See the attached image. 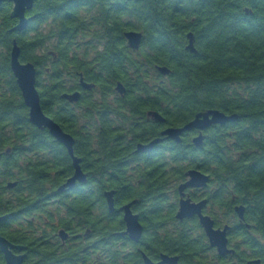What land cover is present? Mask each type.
Returning a JSON list of instances; mask_svg holds the SVG:
<instances>
[{
    "label": "trees",
    "instance_id": "1",
    "mask_svg": "<svg viewBox=\"0 0 264 264\" xmlns=\"http://www.w3.org/2000/svg\"><path fill=\"white\" fill-rule=\"evenodd\" d=\"M12 9L11 1L0 7L2 235L34 247L32 254L42 252L40 264H86L78 260L79 248L59 261L40 244L57 248L45 241L58 227L90 229L108 263L115 257L114 235L125 225L118 208L137 199L134 209L146 227L141 242L187 264H264V0H35L22 31L12 30L18 22ZM129 29L143 33L138 50L128 46ZM190 31L195 53L186 48ZM14 39L21 61L37 67L43 110L75 137L88 181L72 195H53L74 167L48 129L29 120L9 64ZM162 65L169 74L160 73ZM80 73L94 87L71 104L61 95L81 87ZM216 108L238 118L204 130L203 145L193 143V130L179 143L167 139L150 152L137 151L166 127ZM191 168L210 175L206 188L188 192L193 200L207 197L204 211L218 226H231L234 253L220 256L198 219L174 217L178 186ZM113 189L110 211L105 192ZM240 204L242 220L235 211ZM146 215L156 226L148 229ZM163 221L172 226L161 229ZM131 264H143L135 251Z\"/></svg>",
    "mask_w": 264,
    "mask_h": 264
},
{
    "label": "water",
    "instance_id": "2",
    "mask_svg": "<svg viewBox=\"0 0 264 264\" xmlns=\"http://www.w3.org/2000/svg\"><path fill=\"white\" fill-rule=\"evenodd\" d=\"M5 1H11L13 3V9L11 11V16L17 18V24L12 28L15 31H22L29 22V17L26 16L27 11L33 8L35 0H0V6ZM128 46L131 49L138 50L143 41V33L139 30L129 29L124 33ZM188 44L187 49L195 53V35L192 31L188 32ZM21 48L14 39L13 46L11 50V69L16 77L17 83L20 87L22 97L25 104L29 108V120L30 122L40 129L47 128L49 133L61 144H63L69 154L72 156L74 173L70 176L59 188L58 191L62 192L65 190H71L75 187L77 182H83L86 180V173L81 167V158L74 154V144L75 138L72 134L66 132L61 124L54 118L45 113L41 104V96L37 84V67L31 62H23L20 59ZM157 69L163 75L170 73V68L167 66H158ZM81 75V85L85 89H91L93 84L85 81L83 75ZM116 90L120 94L126 92V87L122 82H118L116 85ZM80 91L74 92H64L62 97L68 99L71 102H75L80 98ZM154 117L156 119L162 120L163 116L159 112H155ZM237 113H226L220 109H211L206 112L197 113L193 119L181 126H169L162 130L161 136L154 138L153 140L144 143L140 142L137 144L138 152H150L154 147L167 139H172L179 143L182 141V136L185 132H190L197 130L198 133L193 136V143L196 146H201L204 143L205 134L204 130L210 128L213 125L221 124L224 125L229 122L237 120ZM210 181V175L201 171L197 168H191L187 171V179L180 183L178 186V191L180 194L179 209L177 211V218L184 219L197 215L199 218V223L202 226L210 245L217 249L220 256H225L235 252V248L230 245L229 232L231 226L225 224L224 226H216L215 219L204 212V209L208 203L207 198L200 200H193L189 193H187L188 188H204L208 186ZM17 182H9V186L12 187L16 185ZM115 190H107L105 192V197L110 211L115 209ZM137 202V200H132L131 202L124 204L122 206V211L124 213L123 218L126 223V230L123 234H128L130 238L136 242H139L143 233V225L140 222L139 215L134 213L132 210V204ZM235 211L239 218L242 220L244 218L245 206L243 204L236 205ZM5 216H0V221L4 219ZM59 235L63 240L68 236L64 229H60ZM21 250L24 248L22 245H16L11 242L7 237L2 235L0 232V250L2 251L5 264H24V254H17L14 249ZM146 264H155L152 262L148 256L144 255ZM250 263L259 264V259H253L249 261ZM160 263L165 264H178L177 256H170L168 254L162 255V260Z\"/></svg>",
    "mask_w": 264,
    "mask_h": 264
},
{
    "label": "flooded vegetation",
    "instance_id": "3",
    "mask_svg": "<svg viewBox=\"0 0 264 264\" xmlns=\"http://www.w3.org/2000/svg\"><path fill=\"white\" fill-rule=\"evenodd\" d=\"M28 16H30V15H28ZM15 19H17V18H15ZM0 35H2V34H0ZM9 64H10V68H11V51H10V56H9ZM16 82H17V80H16ZM79 84H80L81 87L79 89H75L76 91H80V93H81L80 98L77 101L71 102L68 99L64 98L67 101H69V103H71V104H76V103H78V101L80 99H82L83 96L89 95L90 94L89 91L91 89H93V87H94V85H93V87L91 89H85V88H83L82 85H81V79L79 81ZM17 85H18V83H17ZM18 87H19V85H18ZM66 132H68V131H66ZM68 133H70V132H68ZM70 134H72V133H70ZM65 149L67 150L66 147H65ZM67 152H68V150H67ZM68 154H69V152H68ZM74 154H75V150H74ZM69 156L71 158V164L74 167L72 156L70 154H69ZM77 156H79V155H77ZM81 167H82V158H81ZM82 169H83V167H82ZM74 171H75V169H74ZM86 176H87V174H86ZM87 181H88V176L86 177V180L85 181H83V182H79L78 181L77 184L75 185V187L73 189H71V190H65V192L67 191V194L66 195H72V194H74L75 193L74 191L76 190L77 186H79L81 184H85ZM206 187H204V188H206ZM204 188H193V189H200L201 190V189H204ZM188 189H187V193H189L188 192ZM59 193H64V192L63 191L62 192H59V191L58 192H54L53 195L58 196ZM115 194H116V192H115ZM94 195H96V193ZM114 197H115V195H114ZM203 198H207V197L206 196H203L200 199H203ZM129 202H131V201L124 202L118 208L120 214H122L123 221H124V218H123L124 213H123V211H122L121 208H122V206L124 204H127ZM179 202H180V194H179V198H178V202H177L178 207H177V210L175 211L176 213L174 214V217L176 219L181 220V221H183V220H189V219H198V221H199V218H198L197 215L192 216V217H188V218H184V219L177 218L176 214H177V211L179 209ZM94 203H96L95 208H97L96 207L97 206V202H94ZM136 203L137 202H135V203L132 204V210H133L134 213H136V214L139 215L140 222L142 223V225L144 227V229H143V233H144L145 230H146V227H145L144 222L142 221V218L140 216V213L137 212V211H135V209H134V205ZM207 205H208V203H207ZM115 208H116V201H115ZM93 212L95 214H97V209H94L93 208ZM145 218H146L145 221H146V224H147L148 229L150 227H154V225L156 226V224H154V222H152V220L149 217V215H146ZM124 224H125L124 225V228L120 231V233H117L116 235H114L115 241L113 242V245H112V249H113V252H114V255H115L114 261L112 260L111 262L104 263V264H126V263L127 264H131V259H132V255L134 254V251L137 254H139V259H140V261L143 264H146L145 263V259H144V255L148 256V258H150L152 260V262H154L155 264H165V263H160L161 260H162V255L163 254H168L170 256H177L178 257V264H187L177 254L163 252V250H160V249L156 248L155 246H153L152 244H150V243H148L146 241L141 242V239H140L139 242H136V241L132 240L128 234H123V232L127 228L125 221H124ZM215 224H216V221H215ZM224 225H222V226H224ZM164 226L171 227L172 224L169 221H163L162 226H161V229ZM216 226H218V225L216 224ZM60 229H64L67 232V234H68V236H67V238L65 240H63L61 238V236L59 235ZM78 230H79V228L78 229L75 228V229L71 230V229H67V228H64V227H58V229L51 236V238L54 239V240H52V239L49 238V240H46L45 241V242L52 243L54 245H57L58 244V247L57 248H53L50 244H47L46 246H44V244H40V246L42 247L41 249H44V250L48 251L49 252V256L52 257V258H53V256H58L59 255L60 257L57 260H59V261H65L67 259V252H68L69 248L76 247V248H79V252L77 254H79L78 260L80 262H86V264H103L102 263V257L100 256V244L98 243L97 238L91 233L90 229H87L86 231H83L82 229L79 230V231ZM143 233H142V236H143ZM142 236H141V238H142ZM34 243L37 244V242H34ZM21 245L24 246V248L21 249V250H18V249L15 248L14 249V252L17 253V254H24V264H40V261L42 260L43 253L40 252L37 255L35 253L32 254L31 251H35V248L34 247H29L28 245H24V244H21ZM31 245H33V244H31ZM216 251H217V249H216ZM0 252L2 253L1 250H0ZM3 257H4V255H3ZM27 261H29V262L27 263ZM65 264H67V263H65Z\"/></svg>",
    "mask_w": 264,
    "mask_h": 264
}]
</instances>
